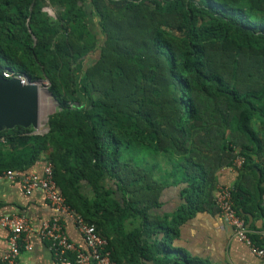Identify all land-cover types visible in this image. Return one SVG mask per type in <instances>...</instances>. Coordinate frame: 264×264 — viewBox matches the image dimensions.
Masks as SVG:
<instances>
[{"label": "trees", "instance_id": "obj_1", "mask_svg": "<svg viewBox=\"0 0 264 264\" xmlns=\"http://www.w3.org/2000/svg\"><path fill=\"white\" fill-rule=\"evenodd\" d=\"M53 2L66 10L55 20L43 12L47 0H0V75L47 80L59 108L46 133L0 131L12 150L6 157L0 147V174L26 173L44 157L66 205L97 226L116 264H126L132 215L147 220L174 184L184 185L180 220L209 210L216 173L238 157L233 199L249 223L247 196H264V0H92L100 37L83 0ZM23 147L30 155L18 157ZM160 226L156 250L141 244L142 231L133 239L164 255L157 264H207L173 257L175 230Z\"/></svg>", "mask_w": 264, "mask_h": 264}, {"label": "crops", "instance_id": "obj_2", "mask_svg": "<svg viewBox=\"0 0 264 264\" xmlns=\"http://www.w3.org/2000/svg\"><path fill=\"white\" fill-rule=\"evenodd\" d=\"M92 0H83L80 4L84 6L85 20L92 32L101 36L99 19L95 12ZM120 0H117L119 2ZM66 10L57 2L50 3L47 0V6L43 8L46 17L57 19L60 15H65ZM99 54L96 51L88 56L86 64H89L94 55ZM46 127L43 133H46ZM0 147L10 157L11 149L8 148L7 142L0 140ZM29 148H22L18 151V157L30 155V151L25 153ZM158 163L162 167L160 175H166V157L158 156ZM47 161L44 157L40 158L33 166L28 169L26 174L31 173L40 177L44 173ZM5 173L0 174V217H20L26 221L29 231L24 234L26 245H30L32 250H26L23 245L22 253L19 259L20 264H59L53 252L50 249V243L44 241L39 236V232L47 220L60 215L47 201L44 192L41 189L34 190L31 194H26L20 181L6 178ZM159 175V176H160ZM252 179L256 182L255 177ZM217 185H231L235 187L238 181L239 173L234 167L223 168L216 173ZM264 188V182L262 183ZM254 188V187H251ZM184 185L174 184L165 188L159 197V205L147 209V220L132 215L126 222V233L128 240L123 249L126 250V264H157V260L164 258L163 254H154L146 248V251L138 248V233L142 231V245L150 246L156 250L157 246L165 239L164 231L161 230V223L171 225L175 235L170 245L172 256L178 252H183L185 256L192 260H200L207 264H262V260L257 257L253 251L244 243L237 240L232 229L226 226L221 218L217 207L214 205L209 210L197 212L195 215L180 220L182 206L185 204L183 196ZM251 192H253L251 190ZM249 212L246 218L249 221L250 229L258 232L264 229V215L257 209V206L264 208V196L262 200L256 194L247 196L245 203ZM67 235L76 244V246L87 251L86 242L80 233L75 220L67 214L60 215ZM97 227V226H96ZM171 229V228H170ZM131 235H134L131 237ZM9 232L6 228L0 226V263L3 256L9 249ZM134 239V241H133ZM122 252V249H121Z\"/></svg>", "mask_w": 264, "mask_h": 264}, {"label": "built area", "instance_id": "obj_3", "mask_svg": "<svg viewBox=\"0 0 264 264\" xmlns=\"http://www.w3.org/2000/svg\"><path fill=\"white\" fill-rule=\"evenodd\" d=\"M5 79H18L23 85H37L25 74L11 70H5L2 74ZM244 164V158L238 157L234 162V168L239 170ZM10 180L18 179L26 194H31L36 189H41L47 201L58 214H67L73 217L75 223L82 234L87 251L79 249L66 233L63 220L60 215L44 222L39 236L42 240L50 243L59 264H73L72 255L75 256V264H116L112 260L111 252L108 251V241L102 237L96 225L88 223L84 218L76 215L66 205V201L60 192L54 178V167L48 163L44 168L42 176L38 177L31 173H22L9 170L5 173ZM235 187L231 185H219L215 196V206L227 227L233 230L238 241L246 244L253 253L262 260L264 264V229L255 232L250 229L247 221L241 217L235 207L234 196ZM0 226L9 232V249L3 256L2 264H20L19 259L25 244L24 234L29 231V227L23 218L0 217ZM257 236L261 245L254 240ZM26 250H32L30 245L25 244Z\"/></svg>", "mask_w": 264, "mask_h": 264}, {"label": "water", "instance_id": "obj_4", "mask_svg": "<svg viewBox=\"0 0 264 264\" xmlns=\"http://www.w3.org/2000/svg\"><path fill=\"white\" fill-rule=\"evenodd\" d=\"M40 91L37 85H23L18 79L0 75V131L17 126H39Z\"/></svg>", "mask_w": 264, "mask_h": 264}, {"label": "rangeland", "instance_id": "obj_5", "mask_svg": "<svg viewBox=\"0 0 264 264\" xmlns=\"http://www.w3.org/2000/svg\"><path fill=\"white\" fill-rule=\"evenodd\" d=\"M97 58V54L94 55L93 59ZM41 84V86H40ZM37 86L40 91V117L39 126L34 129V133L43 134L44 129L47 127L48 117L51 114L59 111L58 103L50 94L49 82L47 80H41L37 82Z\"/></svg>", "mask_w": 264, "mask_h": 264}, {"label": "bare ground", "instance_id": "obj_6", "mask_svg": "<svg viewBox=\"0 0 264 264\" xmlns=\"http://www.w3.org/2000/svg\"><path fill=\"white\" fill-rule=\"evenodd\" d=\"M40 86H41V84H40Z\"/></svg>", "mask_w": 264, "mask_h": 264}]
</instances>
